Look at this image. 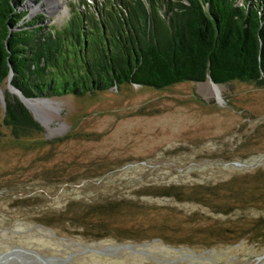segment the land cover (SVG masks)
<instances>
[{"label": "rangeland", "instance_id": "374dc122", "mask_svg": "<svg viewBox=\"0 0 264 264\" xmlns=\"http://www.w3.org/2000/svg\"><path fill=\"white\" fill-rule=\"evenodd\" d=\"M46 3L20 9L85 7ZM49 99L22 137L0 105V264H264V83Z\"/></svg>", "mask_w": 264, "mask_h": 264}, {"label": "trees", "instance_id": "16d2710c", "mask_svg": "<svg viewBox=\"0 0 264 264\" xmlns=\"http://www.w3.org/2000/svg\"><path fill=\"white\" fill-rule=\"evenodd\" d=\"M24 1L0 0L2 124L16 137L41 127L7 90L11 72L28 98L124 84L160 89L208 76L264 83V0H95L92 8L82 0L84 9L71 5L60 25L43 13L27 18Z\"/></svg>", "mask_w": 264, "mask_h": 264}, {"label": "water", "instance_id": "95a60500", "mask_svg": "<svg viewBox=\"0 0 264 264\" xmlns=\"http://www.w3.org/2000/svg\"><path fill=\"white\" fill-rule=\"evenodd\" d=\"M11 78H12V72L9 74V77H8V81H7V90L12 93V94H15L19 99L20 101L25 105V107L30 110V108L25 104V101L26 99H39V100H44V101H50L49 98L47 97H40V98H28L26 96L23 95V93L18 89L16 88L14 85H12L11 83ZM208 79L213 83V84H216L215 82L212 81V79L210 78V76H208ZM0 100H1V103L3 104V106H5V102H4V98H3V94H2V91L0 90ZM33 117L35 119L36 116L34 115L33 113Z\"/></svg>", "mask_w": 264, "mask_h": 264}, {"label": "bare ground", "instance_id": "6f19581e", "mask_svg": "<svg viewBox=\"0 0 264 264\" xmlns=\"http://www.w3.org/2000/svg\"><path fill=\"white\" fill-rule=\"evenodd\" d=\"M45 2H47L46 3V6H48V7H51V8H58L59 6V4H60V0H45ZM29 3H31V2H26L25 4V6H30L31 4H29ZM212 83V82H211ZM213 84V83H212ZM214 85H216V84H214ZM31 100H39V99H26V100H24L25 101V104L30 108H34L35 107V105L33 104V102L31 101ZM30 108V110L34 113V115L36 116V113L34 112V110L33 109H31ZM36 118L38 119V120H40L37 116H36Z\"/></svg>", "mask_w": 264, "mask_h": 264}]
</instances>
